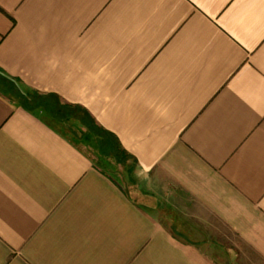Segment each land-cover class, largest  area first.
<instances>
[{"label":"crops","instance_id":"0c3cea01","mask_svg":"<svg viewBox=\"0 0 264 264\" xmlns=\"http://www.w3.org/2000/svg\"><path fill=\"white\" fill-rule=\"evenodd\" d=\"M0 264H264V0H0Z\"/></svg>","mask_w":264,"mask_h":264},{"label":"rangeland","instance_id":"374dc122","mask_svg":"<svg viewBox=\"0 0 264 264\" xmlns=\"http://www.w3.org/2000/svg\"><path fill=\"white\" fill-rule=\"evenodd\" d=\"M78 118H80V120L83 119V122H85V132L81 131V129L78 127V125L73 124L72 120H68V121H57V120H49V122L51 124H53V126H55L59 131H61L67 138H69L72 142H74L75 144L81 146L83 148V150H85L87 153H89L90 155L93 154L94 149L92 148V145L89 143H86L84 140V134L89 136V133L92 132V134H94L95 136H97L96 134L98 133L95 129H93L90 125V121L82 114H75ZM46 116V115H44ZM68 116V115H66ZM71 118H75L74 114L71 112L69 115ZM47 117V116H46ZM69 117V118H70ZM48 118V117H47ZM57 119V117H56ZM61 120V119H60ZM95 139V137H94ZM97 141H102L105 140V137L103 135H101V138L96 137ZM109 142V141H108ZM126 166L129 167L131 165V162L128 160L127 162H125ZM124 166V167H126ZM126 169V168H125Z\"/></svg>","mask_w":264,"mask_h":264}]
</instances>
